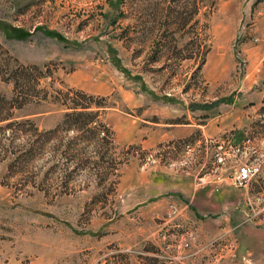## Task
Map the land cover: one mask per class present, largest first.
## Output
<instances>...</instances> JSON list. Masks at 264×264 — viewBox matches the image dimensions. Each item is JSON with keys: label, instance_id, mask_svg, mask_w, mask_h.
Returning <instances> with one entry per match:
<instances>
[{"label": "rangeland", "instance_id": "rangeland-1", "mask_svg": "<svg viewBox=\"0 0 264 264\" xmlns=\"http://www.w3.org/2000/svg\"><path fill=\"white\" fill-rule=\"evenodd\" d=\"M253 81L264 0H0V264H264V103L248 104L263 87L235 123L260 135L223 169L248 165V183L198 186L208 165L192 199L153 176L194 171L167 138L153 146L186 109L227 113ZM76 102L87 112L67 119Z\"/></svg>", "mask_w": 264, "mask_h": 264}, {"label": "crops", "instance_id": "crops-1", "mask_svg": "<svg viewBox=\"0 0 264 264\" xmlns=\"http://www.w3.org/2000/svg\"><path fill=\"white\" fill-rule=\"evenodd\" d=\"M263 83L261 81H253L250 85H247L246 92L242 91L243 87H239L237 89V92H242L241 94L236 93V96H234L230 101L226 103V106L229 107V111L224 114H217L216 116H213L210 119H203L198 118L195 120V122H192L191 116H202V111L204 110L201 108V110H194L190 111L186 109V116H187V122L183 125H175V126H182L177 127V129L170 130L167 134H161V136L158 139H155L154 145L163 144L165 138L169 140L171 144V150L173 156L175 153V147L179 149L181 148L180 153H184L182 146L180 145L181 141H187L193 146V153L191 156L192 160V167L194 168V171L192 173H187L189 175L188 177H184L181 175H177L173 172H167L161 167H159V170H156V172L153 173V176L158 179L159 181V190H161V194L166 195L168 192L167 190L169 188L173 187H181V189L184 191L188 188L189 192L192 194V199L194 198H200L204 193L205 189H197L194 185L195 176L194 174L198 171H201L200 169H204L208 167L210 163V147L213 142H226V145L236 146L238 144H244L245 137L247 135L250 136H258L260 135V131L256 126V129H254V125H251L249 128L245 127L243 129H240L239 131H236L239 129V127L235 126L236 121L243 119V112L239 108H237V105L240 104L241 101L246 100L250 98L251 96L255 95H262L260 92V88L263 87ZM259 101H250L249 103L252 107V104H255V106H262L264 103V95L259 97ZM218 101V99H217ZM223 103V102H221ZM221 105V104H220ZM260 108V107H259ZM259 110L255 111V115H251V120H258L261 118H264V113H261ZM259 123L256 122V125ZM256 133V134H255ZM262 142V139L260 140ZM132 142V141H131ZM131 142L127 141V144H130ZM139 144L143 147V150L148 151L149 148L152 147L151 143L149 142V137H142L138 141ZM174 143V144H173ZM180 161V160H179ZM176 162V161H175ZM178 163V162H177ZM172 164L169 167H178V164ZM197 170V171H196ZM188 186V187H187ZM179 188V190H181ZM181 190V192H182ZM179 192V191H178ZM207 192V191H206ZM166 193V194H165Z\"/></svg>", "mask_w": 264, "mask_h": 264}, {"label": "built area", "instance_id": "built-area-1", "mask_svg": "<svg viewBox=\"0 0 264 264\" xmlns=\"http://www.w3.org/2000/svg\"><path fill=\"white\" fill-rule=\"evenodd\" d=\"M254 41H258V39H254ZM247 142H249L247 140ZM180 145L182 146V149L184 151V154L187 156L182 161L179 162V165L181 167H185L187 164V161L190 160L192 153H193V146L187 142V141H181ZM235 146L226 145L221 143V145H217L216 151H214L212 155V163L209 164L210 170L207 174H198L197 176V185L198 186H207L211 187L213 185L214 191L218 192L219 188L222 184L227 185L230 183L231 185L233 183H237V185H242L248 183L250 177H251V169L246 164H240L239 167L231 174L226 175L225 171L223 169L227 166V160L229 159L231 154H234V148ZM155 157L162 161L164 158V151L163 149H158L154 153ZM178 210L174 205H169L167 217L172 218L177 214Z\"/></svg>", "mask_w": 264, "mask_h": 264}, {"label": "trees", "instance_id": "trees-1", "mask_svg": "<svg viewBox=\"0 0 264 264\" xmlns=\"http://www.w3.org/2000/svg\"><path fill=\"white\" fill-rule=\"evenodd\" d=\"M18 78H19L18 76L15 77V80L18 81ZM16 81H15V91H16V88H18V85H17V82ZM77 95L82 96L81 94H77ZM64 104H66V103H64ZM65 106H67L66 109L73 110L70 113H68V114L65 115V117L67 119L77 120L81 115H83L85 112H87L86 111L87 110L86 107H82L80 105V103H77V102L76 103H73L71 105L66 104ZM68 106H70V107H68ZM260 112L261 113H264V107L261 108ZM8 119L9 118L6 117V116L5 117L0 116V122L6 121ZM10 125L11 124H8V125H6V127H8ZM256 126H258V125H256ZM71 128H76V127H74L73 125H71Z\"/></svg>", "mask_w": 264, "mask_h": 264}]
</instances>
